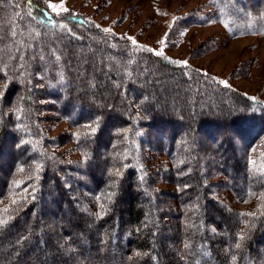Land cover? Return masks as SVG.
<instances>
[{
    "label": "trees",
    "instance_id": "1",
    "mask_svg": "<svg viewBox=\"0 0 264 264\" xmlns=\"http://www.w3.org/2000/svg\"><path fill=\"white\" fill-rule=\"evenodd\" d=\"M0 92V264H264V104L42 0H0Z\"/></svg>",
    "mask_w": 264,
    "mask_h": 264
},
{
    "label": "rangeland",
    "instance_id": "2",
    "mask_svg": "<svg viewBox=\"0 0 264 264\" xmlns=\"http://www.w3.org/2000/svg\"><path fill=\"white\" fill-rule=\"evenodd\" d=\"M42 1L55 16L79 14L102 33L124 38L138 49L162 52L161 56L176 64L195 66L264 104V21L259 16L226 17L221 12L218 18L209 11L210 1L219 0ZM223 6L220 5L222 10ZM183 23V27L179 26ZM44 115L53 114L48 111ZM44 125L51 137L69 129L65 121L57 119L46 120ZM72 145L58 150L78 160L80 154ZM250 157L257 173L264 172V141ZM223 180L222 176L214 180L215 197L231 208L251 213L254 202L236 201L221 186ZM168 222L172 224L174 219ZM168 233L167 243L172 244L178 234L173 230Z\"/></svg>",
    "mask_w": 264,
    "mask_h": 264
},
{
    "label": "snow or ice",
    "instance_id": "3",
    "mask_svg": "<svg viewBox=\"0 0 264 264\" xmlns=\"http://www.w3.org/2000/svg\"><path fill=\"white\" fill-rule=\"evenodd\" d=\"M54 7V6H53ZM105 31H108L107 29L105 30ZM157 56H161V55H163V53L162 52H156L155 53ZM184 63H186V62H184ZM3 95V93L2 92H0V96H2ZM93 131H95V128H93ZM242 238V237H241ZM240 245L239 244H237L236 245V247H239Z\"/></svg>",
    "mask_w": 264,
    "mask_h": 264
}]
</instances>
